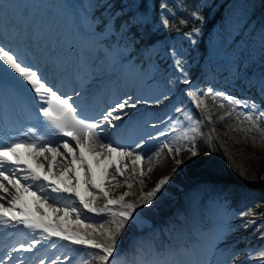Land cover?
Instances as JSON below:
<instances>
[{
    "label": "snow or ice",
    "instance_id": "1",
    "mask_svg": "<svg viewBox=\"0 0 264 264\" xmlns=\"http://www.w3.org/2000/svg\"><path fill=\"white\" fill-rule=\"evenodd\" d=\"M260 6L264 7V0H260ZM212 7L208 0H203L191 11V18L200 26L182 34L188 45L199 43L206 23L202 9ZM256 7L254 3L245 5L233 27H238L240 33L257 35L258 47L252 46L253 41H245L243 47L233 48L232 44L237 43L233 37L228 45L231 55L227 71L231 83L240 82L256 89L260 100L253 96L238 98L211 84L206 89L200 87L201 83L207 82L210 69L200 68L199 78H194L189 67V50L180 44L169 43L170 36L163 35L170 33L177 24L175 12L168 8L166 0H161L158 14L153 0H87V3L79 4L77 23L84 31L77 34L83 39L79 50L73 51L71 57L37 55L33 47L18 39L17 30L0 37V224L4 227L19 225L40 235V239L32 238L13 247L7 256L0 257V264L6 261L11 264L13 253L17 256L32 253L42 240L50 237L84 246L89 253L95 251V259L100 264H115L117 261L119 264H236L238 257L243 254L248 260V254L253 251L260 264H264V249L250 248L243 252L225 249L217 254L219 244H213L205 254H198L194 247H186L185 257L177 258L171 244L164 247L163 231L157 237V229L142 211L154 206L181 166L201 162L197 160L201 155L197 137L204 138L200 129L205 123H213L212 114L204 111L203 116L197 118L177 101L156 123L148 125L143 121V127H151L154 135L144 133L134 147L115 138L122 135L117 129L125 119L140 124L133 117L141 106L160 107L180 95L196 109L207 108L204 97H221L234 105L238 121L243 117L242 126L232 131L243 132L245 139H251L254 145L256 136L253 132L260 133L264 139V23L258 29L249 24ZM0 8L11 11L14 20L22 21V14L10 0H0ZM187 23V19L178 21L179 25ZM175 31L179 34L178 26ZM215 48L214 43V51ZM68 84L71 86L65 90ZM121 91L123 99L118 98ZM109 94L110 102L102 105L94 116L89 115L87 105ZM104 107L107 111L103 110ZM219 108L224 109V103ZM5 114H10L12 119L6 122ZM181 115L184 120L180 119ZM231 117L232 111H224L216 119L223 122ZM189 120L192 135L185 134L180 144H173L169 131L160 130L169 129V126L175 129ZM24 123H31L33 127L25 130ZM6 126L7 131L18 132L21 138L11 142L4 140ZM211 132H215V128ZM224 134L227 135V129ZM52 136L62 138V143L52 146L49 139ZM207 139L211 148L212 135L209 134ZM21 150L64 185L61 188L55 181L47 183L51 193L72 194L88 212L107 214L108 219L99 225L85 223L77 207L60 208L50 202V196L43 189L35 188V182H47L48 176L42 180L34 169L24 166ZM85 151L92 155V161L86 158ZM183 152L189 155L184 159L177 158ZM161 153L174 161L171 174L159 178L149 191L145 192L141 187L138 194L133 193L134 185L143 186L145 183L143 162L151 164ZM101 160H107V163L97 178L93 163L98 165ZM77 169L83 174L86 195L76 191L75 186L80 180ZM121 188L127 190L117 194V189ZM213 191L217 197L227 200L226 189L214 187ZM27 193L34 198V212L24 199ZM133 196L134 199L129 198ZM98 199H103L102 206L97 203ZM45 206L55 215V223L49 222L44 215L42 209L46 211ZM248 211L231 215L243 217ZM72 214L76 215L75 221H71L76 231L60 223ZM130 227L138 235L122 251L121 238ZM234 230L225 222L222 232L227 235ZM162 256L165 258L161 259ZM63 260L70 262L67 256ZM40 264H46V261L42 259ZM51 264L63 262L56 259Z\"/></svg>",
    "mask_w": 264,
    "mask_h": 264
},
{
    "label": "rangeland",
    "instance_id": "2",
    "mask_svg": "<svg viewBox=\"0 0 264 264\" xmlns=\"http://www.w3.org/2000/svg\"><path fill=\"white\" fill-rule=\"evenodd\" d=\"M10 2L13 4L14 8L22 14V21L14 20L11 11L0 8V37L3 36V33H11V31L17 30L18 39L22 43L33 47L37 55H66L71 57L73 51L79 50L83 38L78 35L77 32H83L84 29L82 27H79L77 23L78 5L81 3H87V0H10ZM249 3H254L257 5L255 12L252 13L249 24H254L258 29L259 25L261 23H264V7L260 6V0H228L226 2L224 14L218 19H215L211 25V34L204 50L198 48L197 44L192 46L188 45L187 41L183 40V36L176 35L174 41H170L172 39L170 37L169 43L180 44L181 47L189 50V56L191 57L189 67L192 68V70H195L197 64H202V66H205L204 68L210 69L207 79L217 80L216 76L226 74L225 76L222 75V78L218 79V81L223 84H229L230 86H239L238 82H236L235 84L231 83V78L227 71L228 59L231 55V52L228 50V45L232 42L233 37H235L237 43L232 44L233 48L243 47L245 41H253L254 43L252 46L258 47L257 35H249L247 32L240 33L238 27H233L235 18H237L243 12L244 6ZM241 23H243V21H241ZM26 24H28L29 26L27 27ZM249 30L251 31V29ZM229 33H231V35H229ZM214 43L216 45L215 51L213 49ZM210 61L211 63H209ZM193 62L194 65H192ZM225 90L228 89H222V91ZM118 98L123 99L122 91L120 94H118ZM103 99L105 100L103 101ZM107 99L109 100L107 101ZM175 101L176 99L174 98L173 101L171 100L170 102H166V104L163 106L150 108H158L160 110L163 108H167L166 110L168 111V109L171 108ZM109 102L110 96H108V98L107 96H103L95 102H90L87 105V110L91 105L89 107V115L94 116L95 113L100 110L102 105H106ZM143 108L144 106H141L139 109H137L136 116L133 117L134 121H140L139 125L132 124L127 119H125L123 121V124H121V127L117 129V132L122 133V135L115 138L119 139L121 143L134 147L135 143L139 142V137H141L144 133H150L154 135L153 129L151 127H143V121H147L148 125H152L153 123L157 122L158 118L163 117L164 114L158 117L156 113L148 111L146 117L143 115L140 116V114L143 112ZM103 110L107 111V107H104ZM186 110L193 113L197 118H200L198 114L201 112V110L196 109L195 106H188ZM180 119L184 120V116L181 115ZM117 123L120 124L121 122ZM191 126L192 122L189 120L184 124L177 126L175 129H171V126H169V129L160 130L169 131V139L173 142V144H180L183 142L185 134L191 137ZM30 127H33V124L28 123V125L23 126L25 130ZM13 136L14 137L11 138V136H7V133H5L2 138L9 142L21 138L19 137L18 132ZM109 138L111 139L114 137ZM49 139L52 142V146H56L62 143V138L58 136H52L49 137ZM161 140H163V138H161ZM149 147H151V145H149ZM152 150L154 151L155 149L153 148ZM21 151L22 161L25 162L24 166L34 169L41 175L42 180L44 176H48L49 178L47 182H35V188L43 189L44 193L50 196V202H54L57 207H77L79 209L80 217L87 222L88 218H86V216L82 214V209L77 205L72 204L73 201H77L79 203V200H74V195L72 194L63 192L51 193V190L46 186L47 183L55 181L56 184L61 188H63L64 185L61 184L60 180H58L56 177H53L51 175V172L47 171L46 168H41L31 156L25 154L23 150ZM77 151H79V149H77ZM148 154L151 155V151H149ZM188 155L189 154L187 152H183L177 158L184 159ZM85 156L89 161L93 160L92 155L87 153V151H85ZM199 157H201V155ZM112 160L114 162L116 161L115 154L112 155ZM106 163L107 160H101L98 165L93 163V169L97 174V178H99L101 169L105 166ZM143 165L145 167V183L143 186L134 185L132 191L135 194L139 193L141 187L143 191H149L159 178L163 177L164 175L171 174L173 167H175L174 161L172 159H169L164 153H161L159 158H154L151 164H148L145 161L143 162ZM73 167L75 168L76 166ZM184 167L185 165L181 166L182 169ZM149 168L152 169L151 172L147 171V169ZM76 175L80 177L79 183H77L75 186L76 191L80 192L81 195H86L83 186V174L77 169ZM174 177L175 176H173L169 184L173 183ZM262 177L264 179V173ZM17 178H19V176ZM29 183L32 182L29 181ZM124 190L127 189H117V194L120 191ZM210 191V185L206 183L198 184L196 189H194L183 198L181 209L176 212L174 211V215L171 216V219L167 223L162 224L161 227H157V237L160 236V232L162 230V243L164 247L167 248L169 244H171L172 248L176 250L177 258L185 257V255H182V253L179 254L178 250L180 249L183 252L188 245L189 249L194 247L195 250L198 251V254L207 253L211 248L208 249V247H206L208 245H204L203 242L205 241L208 234H212L217 230H220V236L218 242H216V244H219L217 254H219V252L221 251H224L225 249H235L236 251L243 252V250L251 248V246L249 245L250 242H245L248 239H245V237H243L245 236L247 230L254 228L252 227V225L256 222L258 223V229H264V214L261 211L255 213V215L251 217L249 213L251 211H248V209L246 210L248 211L247 215L243 217H234L231 215L234 210L226 208V206L230 204L229 200H226L227 203H225L222 198L213 197L210 207H207L208 209L204 210L202 200L205 193ZM4 195L6 196L7 194ZM68 195L72 199L69 198ZM247 197H250L249 193H246L242 198L245 200V198ZM129 198L134 199L135 196ZM24 199L29 209L34 212V198L31 196V193L25 194ZM3 202L7 206L6 200ZM97 203L102 206L104 201L103 199H98ZM45 209L46 211L44 209H42V211L44 212L47 220L49 222L55 223V215L52 213L51 209H47L46 206ZM253 209L257 210V208L254 207ZM201 212L206 213V220L209 221L207 223H204L202 226H199V218ZM87 213L90 214L89 218L98 216L96 213ZM75 219L76 215L72 214L68 218L61 220L60 223L64 226L72 227L70 229L73 230V227L76 228V226L72 224L71 221H75ZM250 221L252 223H249ZM225 222L230 223L235 229L233 232L227 235L223 234L222 232ZM245 225L248 226L245 227ZM9 228L10 227H4L2 224H0V257L7 256L11 249L13 247H16L17 244L21 242L30 241L32 238L40 239V235L37 233L29 236V234L25 232L21 234L20 231L10 232L12 229ZM189 233L191 234L188 235ZM262 234H264V230ZM168 238L170 239V243L168 242ZM11 240H14L16 242H14L13 244H9ZM67 249L68 250L65 252H58L56 254V256L58 255L57 259L61 260L63 264L66 262H68V264H87L89 256L87 258L84 257L83 254H81L80 256L79 250H77L79 249L77 245H74L73 247ZM260 249H264V247H260ZM84 251L86 252V248ZM147 254L149 257L151 256L150 251H148ZM89 255L91 258V256L94 255V252L89 253ZM248 255L249 259L246 260L244 258V255L242 254L236 259V264H260L259 258L257 257L255 251L250 252ZM12 256L13 258L11 259V264H18V261L21 260L23 261V264H34L30 259L27 258L26 254L17 256L15 253H13ZM65 256L70 258V262L63 260ZM164 258L165 257L163 256L161 257V259ZM5 264H7V261L5 262ZM115 264H119V262L117 261L115 262Z\"/></svg>",
    "mask_w": 264,
    "mask_h": 264
},
{
    "label": "trees",
    "instance_id": "3",
    "mask_svg": "<svg viewBox=\"0 0 264 264\" xmlns=\"http://www.w3.org/2000/svg\"><path fill=\"white\" fill-rule=\"evenodd\" d=\"M228 0H208L209 3L213 5L211 9H202V14L206 17V23L203 25L202 35L199 37L198 48L204 50L209 36L211 34V25L215 19H218L224 14L226 2ZM254 1V0H253ZM156 5V12L159 13V5L161 0H153ZM168 8L175 12V21L171 32L163 33L164 36H170L174 41L176 35L183 36L184 32H189L194 27H198L199 22L194 21L190 13L193 11L203 0H166ZM180 19H187V25H179L178 21ZM179 27V34L175 31V27ZM194 65V62L192 63ZM199 66V67H198ZM202 64H197L195 70L191 69V74L194 78H199L200 68H204ZM195 74V75H194ZM217 76L218 79L222 78ZM211 84L214 88L219 91L225 90L228 94L234 95L238 98H244L245 96H253L257 100H260L256 89L248 88L246 85L238 82L239 86H230L229 84H221L219 82L209 81L200 84L201 88H207ZM183 87V86H182ZM176 101L183 102V106L188 108V106H195L190 103L189 100L183 96H176ZM206 109H200L201 112L198 116L201 118L204 111L209 112L213 116V123L205 125L200 129L201 132L205 134L204 138L197 137L198 149L201 153V157L197 160L201 161L198 164L185 165V167L180 169L174 176L173 183L165 187L163 193L156 200L154 206L150 209H143L144 216L149 218L151 223L157 229L158 226L167 223L171 216L174 215V211H179L182 207L183 198L192 192L198 184L206 183L211 186V191L206 192L202 200L203 209L207 210L210 207L211 200L214 196H217L213 191L216 189H226L227 199L231 200L230 207H234L236 211H246L251 209L250 216L252 217L255 213L261 211L264 214V179L262 177L264 173V139L261 138L260 133L253 132L256 136L255 145L251 139H245V134L243 132H234L232 129L241 127L240 121L243 117H240V121L236 119L238 114L237 111H233L234 105L229 104L226 100H222L221 97H204ZM224 103L225 108L220 109L219 105ZM180 106V105H177ZM264 107V105H262ZM224 111H232V117L226 118L223 122L217 121L216 117L222 115ZM162 112H159V114ZM215 128V132H211V129ZM227 129V135H225V130ZM212 135L213 140L211 142V148L209 146V141L207 139L208 135ZM238 141V142H237ZM223 147H220V145ZM240 173L244 175L241 176ZM246 193H249L250 197L242 198ZM257 208V210H254ZM82 214L86 216L87 222L90 224H101L108 219L107 214H99L96 217L89 218L90 214L86 211H82ZM88 215V216H87ZM200 225L205 222L206 213H200ZM253 219V218H252ZM74 226V225H73ZM250 230L245 234V242H250L249 245L251 249H260L264 247V234H262L261 229H258V223H254ZM74 230L76 228L73 227ZM83 234V230L81 231ZM137 232L131 227L126 230L121 238L120 248L121 250H126L129 247L130 241L137 236ZM219 232H217L216 237H208L206 239V244L210 243L213 239H218ZM248 236V237H247ZM170 241V239L168 238ZM62 246H64L62 244ZM66 247V246H64ZM73 247V246H72ZM63 248V247H62ZM70 248V247H69ZM79 253H83L84 257H88L87 264H100L98 260L95 259L96 252L94 255H89L86 250L84 252V247H78ZM68 249H66L67 251ZM82 250V251H81Z\"/></svg>",
    "mask_w": 264,
    "mask_h": 264
},
{
    "label": "bare ground",
    "instance_id": "4",
    "mask_svg": "<svg viewBox=\"0 0 264 264\" xmlns=\"http://www.w3.org/2000/svg\"><path fill=\"white\" fill-rule=\"evenodd\" d=\"M63 10V9H62ZM217 77V76H216ZM27 162H29V161H27Z\"/></svg>",
    "mask_w": 264,
    "mask_h": 264
}]
</instances>
